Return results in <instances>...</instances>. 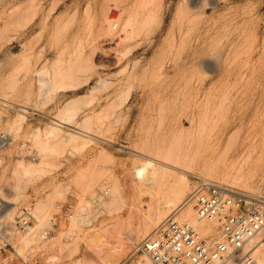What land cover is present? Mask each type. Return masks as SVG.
<instances>
[{
  "label": "rangeland",
  "instance_id": "374dc122",
  "mask_svg": "<svg viewBox=\"0 0 264 264\" xmlns=\"http://www.w3.org/2000/svg\"><path fill=\"white\" fill-rule=\"evenodd\" d=\"M200 1L0 0V264H131L172 213L219 235L205 182L264 199V0Z\"/></svg>",
  "mask_w": 264,
  "mask_h": 264
},
{
  "label": "built area",
  "instance_id": "2783aa9c",
  "mask_svg": "<svg viewBox=\"0 0 264 264\" xmlns=\"http://www.w3.org/2000/svg\"><path fill=\"white\" fill-rule=\"evenodd\" d=\"M190 200L198 220L217 223L219 235L205 237L172 213L135 248L131 264H260L252 250L255 244L264 250V199H248L204 183ZM35 223L25 208L15 228L28 233Z\"/></svg>",
  "mask_w": 264,
  "mask_h": 264
},
{
  "label": "bare ground",
  "instance_id": "6f19581e",
  "mask_svg": "<svg viewBox=\"0 0 264 264\" xmlns=\"http://www.w3.org/2000/svg\"><path fill=\"white\" fill-rule=\"evenodd\" d=\"M200 1V0H199ZM194 2V1H193ZM201 2V1H200ZM200 46V45H199ZM263 47V46H262ZM261 47V48H262ZM195 50V49H194ZM200 51V50H199ZM203 51H204V49H203ZM198 52V51H197ZM260 52H261V50H260ZM202 53V52H201ZM203 54V53H202ZM195 54H193V56H194ZM197 55V54H196ZM205 55V54H204ZM196 57V56H195ZM203 57V56H202ZM196 59V58H195ZM204 58H202V60H203ZM206 59V58H205ZM204 59V60H205ZM201 61V60H200ZM206 61V60H205ZM210 61V60H209ZM202 62V61H201ZM207 62H208V60H207ZM210 63H208V65H209ZM210 67H211V65H210ZM206 68H208L207 67V65H206ZM210 71V70H209ZM40 75V73L38 74V76ZM40 80L41 81H43V79L40 77ZM47 86H48V84H47ZM71 106H72V104H67V106L65 107V109L68 111L70 108H71ZM211 107V106H210ZM229 107V106H228ZM208 108V107H207ZM215 108V107H214ZM71 110V109H70ZM69 110V111H70ZM209 110V109H208ZM228 110V109H227ZM207 111V110H206ZM211 110H209V112H210ZM214 111V110H213ZM66 112V111H65ZM212 112V111H211ZM215 112V111H214ZM211 114H213V112L211 113ZM211 114H210V116H211ZM209 116V117H210ZM208 117V118H209ZM205 119H207V118H205ZM211 120V119H210ZM208 121V120H207ZM61 122V121H60ZM64 122V121H63ZM210 122V121H209ZM214 122V121H213ZM206 123V122H205ZM217 124V123H216ZM59 125V124H58ZM61 125V124H60ZM235 126V125H234ZM231 128V127H230ZM233 128V127H232ZM72 130V129H71ZM238 130V129H237ZM73 131V130H72ZM229 131H231V130H229ZM233 131L234 130H232V132H231V134H230V136L233 134V136H234V134H235V136H236V134H237V132H235V133H233ZM239 131V130H238ZM74 133H75V131H74ZM80 133V132H79ZM224 133V132H223ZM226 133V132H225ZM227 134H228V131H227ZM226 135V134H225ZM218 136L220 137V134H218ZM230 136H228L227 135V137H229L230 138ZM221 137H222V135H221ZM65 138H66V140H68V141H70V142H75L76 140H77V137L76 136H74V135H72L71 133H66L65 134ZM215 138H217L218 139V137L216 136ZM235 138V137H234ZM220 139V138H219ZM221 139H223V138H221ZM226 140L228 139V138H225ZM216 140V139H215ZM214 141V140H213ZM219 141V140H218ZM229 142V141H228ZM218 143H220V142H218ZM224 143V142H223ZM213 144V143H212ZM214 144H215V142H214ZM217 146H220V145H217ZM222 147H223V145H221ZM249 146H251V145H249ZM248 146V147H249ZM253 146V145H252ZM251 146V147H252ZM254 147V146H253ZM244 149V148H243ZM246 149H247V147H246ZM249 149V148H248ZM247 151H249V150H247ZM246 151V152H247ZM245 152V153H246ZM242 154V153H241ZM242 156V155H241ZM244 156L245 155H243V157H241V158H244ZM240 158V159H241ZM237 159V158H236ZM211 160V159H210ZM241 160H243V159H241ZM236 161V160H235ZM237 161H238V159H237ZM236 161V162H237ZM244 161V160H243ZM211 162V161H210ZM160 164V163H159ZM214 164V163H213ZM231 164H232V162H231ZM238 164V163H237ZM20 165L23 167V162H21L20 163ZM211 165H212V163H211ZM211 165L209 166V169L207 168V170H210V167H211ZM234 165V164H233ZM213 167L215 166V165H212ZM208 167V166H207ZM236 167V166H235ZM145 168H139L137 171H138V174L141 176H139L140 178H143L142 176H143V174H144V171H146V169L144 170ZM232 169H234V167L232 168ZM231 169V170H232ZM242 169V168H241ZM214 170V169H213ZM239 170V169H238ZM224 172V171H223ZM226 173H229V171H225ZM236 172H238L237 171V169H236ZM236 176V175H235ZM180 178V182L182 183V182H184L186 179H185V177L184 176H182V177H179ZM232 180V179H231ZM206 183V182H205ZM209 182H207V184H208ZM226 186V185H225ZM233 186V185H232ZM220 188H222V187H220ZM234 188V187H233ZM224 189V188H223ZM231 192V191H230ZM262 196V195H261ZM185 201H187V200H185ZM170 203L171 202H169V201H163V202H158V203H156V206L155 207H150V209H149V211L145 214V218L147 219L146 221H148V222H150V223H153V224H156L157 222H159V220H161V219H163V217H165V214L167 213V209H169V207H171V206H173L172 204L170 205ZM186 203V202H185ZM185 203L184 202H182L181 203V207H180V209L182 208V207H184V205H185ZM6 206V205H5ZM166 209V210H165ZM6 210L8 211V210H10V206H6ZM5 210V211H6ZM183 210V209H182ZM178 211V210H177ZM174 212H175V210H174ZM196 213V211H195V209H194V207L191 205V206H188L187 208H185V210L183 211V214L185 215V216H187V217H191V216H193V214H195ZM197 215V214H196ZM196 222L197 223H205V222H207V221H200V220H198V218H197V216H196ZM145 223H147V222H145ZM190 223V222H189ZM191 224V223H190ZM192 225H196V224H192ZM146 229V228H145ZM219 229V228H218ZM133 238V236H131V237H129V239L131 240ZM256 243H257V239H256V241H255ZM133 243V242H132ZM105 244V243H104ZM106 245V244H105ZM89 246V245H88ZM137 246V245H136ZM89 248V247H88ZM95 248V247H94ZM260 249H263L262 248V246L261 245H259V244H255V246H254V248H253V250H252V255L258 260V262L260 263V264H264V250H263V252H261V251H259ZM134 251H135V249H134ZM259 251V252H258ZM245 252H246V250H245ZM132 253H134V252H132ZM132 253H130V254H132ZM258 255V257H257V255ZM130 256V255H129ZM128 259V258H127ZM130 261V260H129ZM227 264H231V262H229V263H227Z\"/></svg>",
  "mask_w": 264,
  "mask_h": 264
}]
</instances>
